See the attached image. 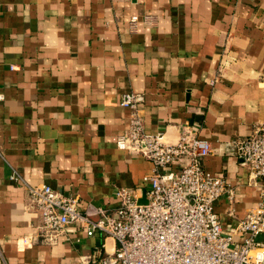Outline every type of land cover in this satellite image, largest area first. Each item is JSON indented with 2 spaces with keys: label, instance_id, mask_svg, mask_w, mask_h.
<instances>
[{
  "label": "crops",
  "instance_id": "1",
  "mask_svg": "<svg viewBox=\"0 0 264 264\" xmlns=\"http://www.w3.org/2000/svg\"><path fill=\"white\" fill-rule=\"evenodd\" d=\"M131 90L145 95L146 132L188 124L212 143L204 165L235 190L215 205L225 228L258 203L264 178L234 140L264 124V0H0V264L114 250L80 222L43 241L25 182L77 195L82 211L113 210L120 186L147 200L152 161L117 145Z\"/></svg>",
  "mask_w": 264,
  "mask_h": 264
},
{
  "label": "built area",
  "instance_id": "2",
  "mask_svg": "<svg viewBox=\"0 0 264 264\" xmlns=\"http://www.w3.org/2000/svg\"><path fill=\"white\" fill-rule=\"evenodd\" d=\"M144 99L141 92L123 93L120 105L130 118L117 145L152 161V171L143 176L147 200H139L136 187L120 186V204L113 210L90 203L82 211L77 195L25 182L31 207L41 215L36 228L43 241L57 243L68 225L80 222L88 235L100 229L113 236L116 246L112 252L97 248L82 255L78 264H264V182L258 203L237 225L225 228L215 205L222 197L232 199L235 190L204 165L215 151L212 143L188 124L177 125L175 137L167 129L146 132ZM234 144L253 180L264 178V124ZM93 214L100 216L94 220Z\"/></svg>",
  "mask_w": 264,
  "mask_h": 264
},
{
  "label": "rangeland",
  "instance_id": "3",
  "mask_svg": "<svg viewBox=\"0 0 264 264\" xmlns=\"http://www.w3.org/2000/svg\"><path fill=\"white\" fill-rule=\"evenodd\" d=\"M145 200H146V199H145ZM145 200H144V201H145Z\"/></svg>",
  "mask_w": 264,
  "mask_h": 264
}]
</instances>
